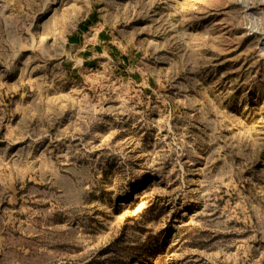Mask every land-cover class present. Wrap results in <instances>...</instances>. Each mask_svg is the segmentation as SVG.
<instances>
[{
	"label": "rangeland",
	"instance_id": "374dc122",
	"mask_svg": "<svg viewBox=\"0 0 264 264\" xmlns=\"http://www.w3.org/2000/svg\"><path fill=\"white\" fill-rule=\"evenodd\" d=\"M0 264H264V0H0Z\"/></svg>",
	"mask_w": 264,
	"mask_h": 264
}]
</instances>
